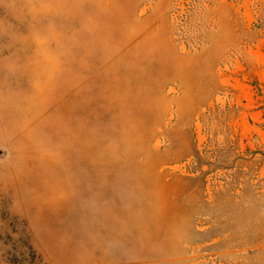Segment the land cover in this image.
<instances>
[{
  "label": "rangeland",
  "instance_id": "1",
  "mask_svg": "<svg viewBox=\"0 0 264 264\" xmlns=\"http://www.w3.org/2000/svg\"><path fill=\"white\" fill-rule=\"evenodd\" d=\"M0 264H264V0H0Z\"/></svg>",
  "mask_w": 264,
  "mask_h": 264
}]
</instances>
